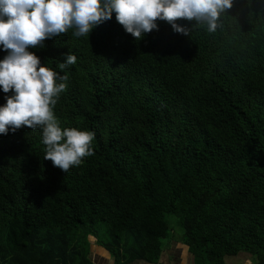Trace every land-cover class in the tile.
<instances>
[{"label": "trees", "instance_id": "16d2710c", "mask_svg": "<svg viewBox=\"0 0 264 264\" xmlns=\"http://www.w3.org/2000/svg\"><path fill=\"white\" fill-rule=\"evenodd\" d=\"M155 23L135 40L113 13L27 49L67 74L54 116L93 132L94 154L64 173L40 128L0 134V264H95L89 236L114 264L157 263L167 215L193 264H264V0H232L215 32Z\"/></svg>", "mask_w": 264, "mask_h": 264}, {"label": "clouds", "instance_id": "9594fccd", "mask_svg": "<svg viewBox=\"0 0 264 264\" xmlns=\"http://www.w3.org/2000/svg\"><path fill=\"white\" fill-rule=\"evenodd\" d=\"M232 0H0V46L7 55L0 60V89L7 94L0 106V134L15 133L22 126L41 129L44 160L67 172L82 158L93 155L94 133L59 126L53 108L66 90L67 74L41 65L29 47H44L43 41L75 29L74 36H88L98 25L116 21L135 40L157 29L155 21L168 22L173 31L188 36L176 23L187 20L206 24L215 32L221 15ZM76 63L68 53L58 67L63 71Z\"/></svg>", "mask_w": 264, "mask_h": 264}, {"label": "crops", "instance_id": "0c3cea01", "mask_svg": "<svg viewBox=\"0 0 264 264\" xmlns=\"http://www.w3.org/2000/svg\"><path fill=\"white\" fill-rule=\"evenodd\" d=\"M90 252L89 257L95 264H114V260L110 253L98 245L95 241V238L90 240ZM242 255V257H238L234 260L233 263L230 264H238L237 259L243 258V262L240 264H245V261L249 264H254L251 259V255L247 254L246 256ZM226 261V259H225ZM127 264H193V258L191 254L188 252L187 246L183 244L181 241L171 240L168 241L167 246H164L160 259L157 263H148L143 260H135L133 262ZM226 264V262L224 263Z\"/></svg>", "mask_w": 264, "mask_h": 264}, {"label": "rangeland", "instance_id": "374dc122", "mask_svg": "<svg viewBox=\"0 0 264 264\" xmlns=\"http://www.w3.org/2000/svg\"><path fill=\"white\" fill-rule=\"evenodd\" d=\"M166 218L168 220V224H169V228H170V234H169L170 237H169V239H167V238L164 239L165 246H167L168 241H171V240L181 241L182 240V236H183V232H182L181 228L177 224V220H176L177 218H176V216H174V215H167ZM88 239L89 240H92V242H93L94 237L93 236H89ZM89 245L91 247V244H89ZM242 255L246 256L247 253L242 251V252H239L235 256H226L225 257V259H226L225 262H226V264L233 263L234 261H236L234 259H236L238 257H242ZM251 259H252V262L254 263V257L252 255H251ZM241 262H243V258L237 259V263L238 264H240ZM245 264H249V263H247V261H245Z\"/></svg>", "mask_w": 264, "mask_h": 264}]
</instances>
